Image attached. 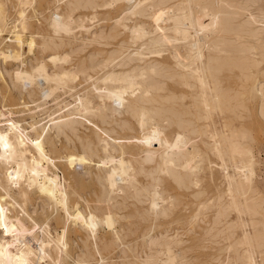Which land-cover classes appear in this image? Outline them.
I'll return each instance as SVG.
<instances>
[{
	"label": "bare ground",
	"instance_id": "1",
	"mask_svg": "<svg viewBox=\"0 0 264 264\" xmlns=\"http://www.w3.org/2000/svg\"><path fill=\"white\" fill-rule=\"evenodd\" d=\"M263 137L264 0H0V264H264Z\"/></svg>",
	"mask_w": 264,
	"mask_h": 264
},
{
	"label": "rangeland",
	"instance_id": "2",
	"mask_svg": "<svg viewBox=\"0 0 264 264\" xmlns=\"http://www.w3.org/2000/svg\"><path fill=\"white\" fill-rule=\"evenodd\" d=\"M21 105H22V111L24 112V114H18L16 115L15 119L18 120V121H24L22 122L21 124H25L27 122H32V121H35V120H41V119H44L46 117V114H44V112L42 113H37L36 115L34 116H37V118H35L34 120H31L30 119V115H27V112L29 109H31L33 107L32 104L30 103H27V101H25L24 99H22L21 101ZM260 172H261V177H263L264 179V137L262 139V144H260ZM78 169L80 168V166H76ZM262 169V170H261ZM262 187L264 188V183L262 184ZM0 233H2L4 230L2 229V227H0Z\"/></svg>",
	"mask_w": 264,
	"mask_h": 264
}]
</instances>
